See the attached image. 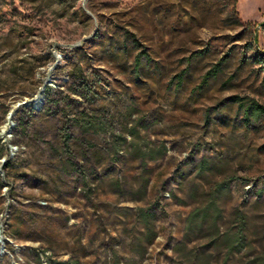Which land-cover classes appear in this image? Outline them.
<instances>
[{
    "label": "rangeland",
    "instance_id": "obj_1",
    "mask_svg": "<svg viewBox=\"0 0 264 264\" xmlns=\"http://www.w3.org/2000/svg\"><path fill=\"white\" fill-rule=\"evenodd\" d=\"M236 5L0 0V264H184L212 194L264 226V118L232 98L264 103V0Z\"/></svg>",
    "mask_w": 264,
    "mask_h": 264
},
{
    "label": "trees",
    "instance_id": "obj_2",
    "mask_svg": "<svg viewBox=\"0 0 264 264\" xmlns=\"http://www.w3.org/2000/svg\"><path fill=\"white\" fill-rule=\"evenodd\" d=\"M233 7L230 11L232 18H236L238 22L239 13L237 10V0H232ZM128 38V36H126ZM126 40V39H125ZM132 41L138 45V39L132 36ZM137 42V43H136ZM115 46H120L117 40ZM256 47V46H255ZM257 54L264 61V50L257 47ZM150 53L145 49H141L134 58V63L137 69H140L144 64L149 63ZM221 65L218 64L206 72L203 82H206L211 76H216L221 70ZM180 76V75H179ZM82 73H77V79L82 80ZM180 77L178 81H182ZM49 101V95L46 97ZM233 100L238 102L239 108L242 110V121L246 125H250L264 118V103L259 102L254 98L245 99L243 96L234 95ZM78 127L81 132L86 134L90 130L91 121L86 117H78ZM85 135V136H86ZM87 137L81 139L80 144L86 145ZM264 148V145L262 146ZM6 151V145L0 137V155ZM10 160L8 159V162ZM146 182L141 191L146 190ZM217 197L212 194L206 202L194 209L188 222L189 229H196L205 232L207 242L202 250L191 249L183 251L184 247L178 248L179 254L187 256L184 259V264H264V226L261 228L256 220L255 214L249 213L244 209H237L225 229L221 228V208L217 204Z\"/></svg>",
    "mask_w": 264,
    "mask_h": 264
},
{
    "label": "bare ground",
    "instance_id": "obj_3",
    "mask_svg": "<svg viewBox=\"0 0 264 264\" xmlns=\"http://www.w3.org/2000/svg\"><path fill=\"white\" fill-rule=\"evenodd\" d=\"M8 126H9V125L4 124V127H3V128L8 130ZM0 247H1V245H0ZM6 252H7V249H6L5 247L0 248V258H1L2 255L5 254Z\"/></svg>",
    "mask_w": 264,
    "mask_h": 264
},
{
    "label": "water",
    "instance_id": "obj_4",
    "mask_svg": "<svg viewBox=\"0 0 264 264\" xmlns=\"http://www.w3.org/2000/svg\"><path fill=\"white\" fill-rule=\"evenodd\" d=\"M2 247H4V244H1Z\"/></svg>",
    "mask_w": 264,
    "mask_h": 264
}]
</instances>
